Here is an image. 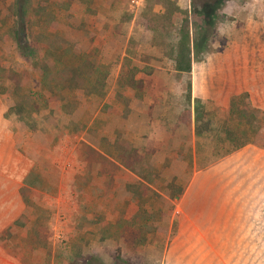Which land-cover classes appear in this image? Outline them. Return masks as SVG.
<instances>
[{"label": "rangeland", "instance_id": "1", "mask_svg": "<svg viewBox=\"0 0 264 264\" xmlns=\"http://www.w3.org/2000/svg\"><path fill=\"white\" fill-rule=\"evenodd\" d=\"M192 1L0 0V264H264V147L215 153L234 95L264 108V0H223L185 72ZM10 68L31 116L9 110Z\"/></svg>", "mask_w": 264, "mask_h": 264}, {"label": "trees", "instance_id": "2", "mask_svg": "<svg viewBox=\"0 0 264 264\" xmlns=\"http://www.w3.org/2000/svg\"><path fill=\"white\" fill-rule=\"evenodd\" d=\"M194 1L197 0L192 1V15L194 14L193 16L197 17V19L200 18L203 23L201 25L198 23L196 28L200 30L206 29V32L197 35L193 42V46L191 47L188 29L185 27H180L176 33L178 40L176 41V44L172 46L173 51L176 52L174 60L176 62L177 69L185 72H189L191 69V55H196L200 51L205 50L206 46L208 47V37L214 21L215 9L223 0H201L199 8L194 6ZM18 11L19 13L22 12L20 9ZM36 12H38V15L43 17L51 25H54L56 22L55 15L48 8V6L38 5L36 7ZM196 20L194 19L193 21L196 23ZM25 23L26 22L24 19L19 21L18 28L13 31V39L15 40V44L22 56L31 55L32 53L31 49L28 47V44L23 41L21 37V33L25 32ZM202 25L204 26V29ZM152 29L156 31V28ZM85 65V63H82L71 66L69 70L71 75H69L68 79L70 81H74L73 83H78L80 79L79 72L85 68ZM122 67H127V69L119 73L117 84L122 87L134 88L139 83V80L135 78V70L137 67L130 66V59L127 56H124ZM5 72L8 73V75H6V79L11 81L13 84V93L18 96L17 101L14 102L9 110L20 117L31 116L37 108H35L33 102L31 101V95L22 91V71L20 73L10 68L5 70ZM245 95H247V93H241L239 95L237 94L234 95L230 100L227 114L229 117L234 119V122L231 125H225L223 128L224 139H222L220 142L222 146L220 145V148L215 147L218 148L217 152H215L217 158L235 151L247 144L264 147V108L253 106L251 102L241 107L240 104L242 103L243 97ZM210 129L213 128L207 123V131ZM21 193L25 203H33L31 200H29L23 189H21ZM42 211L47 213V217L49 216V212L47 210L42 209Z\"/></svg>", "mask_w": 264, "mask_h": 264}, {"label": "crops", "instance_id": "3", "mask_svg": "<svg viewBox=\"0 0 264 264\" xmlns=\"http://www.w3.org/2000/svg\"><path fill=\"white\" fill-rule=\"evenodd\" d=\"M259 150H260L261 152H264V149H262V150H261V149H259ZM263 154H264V153H263Z\"/></svg>", "mask_w": 264, "mask_h": 264}]
</instances>
